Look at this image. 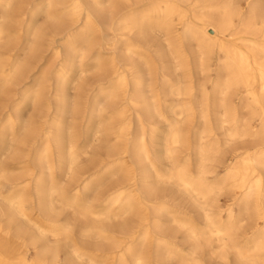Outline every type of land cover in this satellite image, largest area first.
Here are the masks:
<instances>
[{"label": "bare ground", "instance_id": "obj_1", "mask_svg": "<svg viewBox=\"0 0 264 264\" xmlns=\"http://www.w3.org/2000/svg\"><path fill=\"white\" fill-rule=\"evenodd\" d=\"M28 1L0 0V43L5 40L6 51L11 52H0V85H18L34 69L30 59L50 33L49 48L60 59L56 102L47 109L52 110V117L40 128L33 121L23 123V106L44 98L42 73L1 121L0 264H159L166 256L176 257L180 249L164 218L171 217L177 226L186 227L195 239L197 235L189 221L174 216L171 196L157 184L173 183L209 200L215 184L206 179L210 173L206 163L216 150L215 129L224 130L229 140H259L255 152L236 158L228 175L232 186L243 190L238 202L242 211L254 200L255 215L264 222L263 175L259 173L264 169V0H39L28 13L20 44L11 39L8 29L20 25L11 7L18 3L20 10ZM40 13L46 16L45 26L36 23ZM99 37H106L103 45L97 42ZM58 38L63 42L58 43ZM105 50L110 52L107 60L102 58ZM212 53L217 57V79L211 92L202 88L198 96L192 82L183 79L190 78L191 66L201 73L212 72ZM90 55L94 66L107 68L110 79L91 105L83 128L84 145H80L74 127L65 126L68 109L62 105L69 96L70 79L85 73ZM4 56L7 58L2 59ZM169 57L171 65L165 66ZM158 64L162 72L159 83L152 79ZM171 67L175 75L183 72L180 78L166 75ZM236 99L254 111L261 121L259 127L240 124ZM215 109L225 113L217 115ZM106 112L108 123L103 127L99 119ZM44 115L39 109V116ZM169 115L174 122L169 123L160 152L157 119L167 120ZM195 116L201 118L203 127L195 149L198 171L192 176L189 153L181 163L175 155L183 144L189 152L181 122ZM213 122L216 126L209 129ZM101 134L121 139V146L108 149V158H120L106 162L94 174L81 176L77 166ZM128 136L132 137L126 139ZM210 138L211 144L204 142ZM7 152H11V160L4 163L2 155ZM22 159L28 165L22 173H15L12 161ZM164 160L169 162L167 169L162 166ZM118 172L124 177L113 192L90 195L104 176ZM115 205L118 211L112 213ZM66 209L72 211V218L62 220ZM219 215L205 213L207 233L219 247L234 250L239 261L264 264L257 256L264 252V227L256 232L254 248L248 251L234 239L232 212L223 221L216 219ZM118 217L122 218L118 224L105 225V219ZM78 224L81 237L99 242L76 239L72 227ZM196 241L185 264H199L194 258L200 248Z\"/></svg>", "mask_w": 264, "mask_h": 264}, {"label": "rangeland", "instance_id": "obj_2", "mask_svg": "<svg viewBox=\"0 0 264 264\" xmlns=\"http://www.w3.org/2000/svg\"><path fill=\"white\" fill-rule=\"evenodd\" d=\"M38 1L39 0H29L27 3L28 5L22 6L20 10L19 8H17L18 3H14L12 5L11 9L14 11V15L16 16V18L20 21V25L14 26L12 24L8 28L12 33L11 39L14 38L13 40H17L18 43L22 44V42L24 41L23 26L25 25V22L28 18L30 9ZM242 7L244 10H246L247 4L243 2ZM1 11L2 9H0V12ZM36 23L39 26L46 25V16L44 13H40L37 16ZM212 33L213 32H210V34ZM50 38V33H48L47 37H45V39L43 40V47L40 49V51H38L34 59H30L34 69L25 78H23V80H21L18 85L12 87H3V85H0V126L1 121L10 114L11 109L20 103L21 96L25 92V89L31 87L33 80L40 77L42 73L44 74V77L46 79L44 98L37 104H29L26 106L24 105L21 110V117L24 124L33 121V123L37 125L38 128H40V126L44 124L46 120H49L52 117V110L48 111L47 109L54 106L56 102L54 96V86L55 77L59 70L60 59H56L53 50L49 48ZM105 41L106 37H99L97 39V42H99L100 45H103ZM62 42L63 38H58V43ZM5 46V40L1 41L0 52L5 51L7 54H10L11 52L9 53L6 51L9 47L6 48ZM193 48L196 49V45L193 44ZM102 53L104 54L102 58L104 60H107V56H109L108 53L110 52L105 50ZM210 57L213 67L212 72L201 73L197 67L191 66L188 70L190 78L183 79L184 83H188L190 81L192 82L195 93L198 96H200V90L202 88H204L208 92H211L213 83L217 79L215 71L217 64L216 54L212 53ZM6 58V56L2 57V59ZM92 61L93 55H90L85 60V73H83L80 77L73 76L70 79L71 82L68 86L69 96L66 99V103L62 105V107L68 109V113L64 114L65 126L70 128L74 127V130L79 135L78 143L80 145H84L83 128L86 125L87 115L89 114L91 105L93 104V101L98 95L100 89L108 87V81L110 79L109 71L107 70V68L96 67L93 65L94 62ZM171 62L172 60L170 57L164 60L165 66H170ZM171 68L172 69L167 71L166 75L171 77L173 80L180 78L178 77V75L181 76L183 72L179 70L175 75L173 72V67ZM161 78L162 72L158 64V66H156V68L154 69L152 79H154L155 82L159 83V80H161ZM235 105L237 106L238 115L242 119V122H240V124L248 122L255 128L260 126L261 121L258 117H255L254 111H252L251 109H245L237 99L235 100ZM39 109H43L46 115H44L43 117L39 116ZM75 110H77V114L74 113ZM108 112L110 113V111ZM214 112H216L217 115H222L225 113L222 109H215ZM44 117L46 118L44 119ZM108 117L109 115L106 112L105 114H103V117L99 119V122H102L103 127L105 126L106 122L108 123ZM170 122H174L170 115L167 120L157 119V126L159 128L158 138L160 139L161 143V148L158 149L160 152H162L163 150V139H165L166 135L169 133ZM181 126L183 132V140H189V152L187 151V146L183 144L182 146L176 148L175 159L178 163H181L189 153V158L191 159L189 163V174L195 176L197 174L199 164V157L195 152V149L199 145L198 134L203 127V123L201 122V118L195 116L190 117L189 122L182 120ZM215 126L216 122L210 123L208 125L209 129ZM215 131V133H217V145L214 144V146H216L214 149L216 150L211 155L210 160L206 163V168H208V171L210 172L207 175L206 179L209 183L215 184L214 191L209 200L205 201V199L199 198L190 190L189 192H187L182 187H179L178 185H175L173 183L160 181L157 184L160 189L164 190L167 195L171 196V205L173 207V211H175L174 216L183 217L185 220L189 221V228L194 227L195 233L197 235V239H195V237L188 233L186 227L177 226L174 222H172L171 217H165L164 222L166 223L168 229L175 233V243L180 250L177 252L176 257L166 256L164 260H162V262L159 264H185L183 260H185V257H187L193 249V240H197V244L200 245L198 253L194 257L199 261V264H251L246 260L239 261L234 250L228 248L221 249L219 247V242L207 233L208 231L205 221V213L207 212L208 214L213 215V217H216V214L220 213V215L216 219L219 221H223L227 218L228 212L231 211L233 215V222L236 223L234 234L235 241H237L240 246L248 251H251L254 248V244L252 242H254V240L256 239V232L263 229L264 222L258 220L255 215L254 200L250 201V205L248 206V209L246 211H242L238 202L243 194V190L232 186L234 183L230 180L228 170L229 166L236 162V158L244 155L247 152H255L257 147L260 146L258 145L259 140L254 137H239L234 138L233 140H229V138L225 135L224 130L215 129ZM131 137L132 136H128L126 139H130ZM210 140H212V138L205 140L204 142L207 144H211ZM119 146H121V139H117L116 135H111L108 138H105L104 134L99 135L98 139L93 142L92 147L88 149L87 155L82 158L79 165L77 166L81 176L84 175V177H86L87 175L94 174L99 170L101 166L105 165L106 162H114L119 159L120 157L117 156L108 158V149H113ZM35 147L36 143L34 145V148ZM10 160L11 152H7L2 155V161H4V163ZM125 160L127 161V163H130V159L126 158ZM27 161V159L12 161L11 166H14L13 170L15 171V173H22L25 167L28 165ZM162 166H165L164 169H167V167L169 166V162L167 160H164L162 162ZM259 173L263 175L264 185V169L260 170ZM123 177L124 175L122 174V172H118L114 175L110 174L104 176L97 183V185L93 186L90 195L94 196L97 192L104 194L113 192L116 189L115 187L117 186V184H119ZM253 178L254 177L250 178V181ZM82 179L84 178H81V180ZM66 181H68V179ZM74 187L75 186L70 187L69 191L71 192ZM56 206L59 210L60 206L58 203H56ZM117 206L118 205L113 206V209L111 210L112 213L118 211ZM68 218H72V211L66 209L64 210L61 219L65 220ZM121 219L122 218L119 217L113 218L112 220L105 219L104 223H106L105 225L110 223L116 225L121 221ZM72 228L73 235L76 239H83L82 241L87 244H92L98 241V239L95 238L91 239L88 237H81L79 224L77 226L74 225ZM147 252L148 249H146V253ZM31 254L33 255L34 253L32 252ZM257 256L260 259L264 260V252L257 253ZM187 259L191 260L190 257H188Z\"/></svg>", "mask_w": 264, "mask_h": 264}]
</instances>
